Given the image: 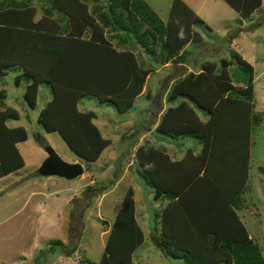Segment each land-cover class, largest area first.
Segmentation results:
<instances>
[{"label":"trees","instance_id":"trees-1","mask_svg":"<svg viewBox=\"0 0 264 264\" xmlns=\"http://www.w3.org/2000/svg\"><path fill=\"white\" fill-rule=\"evenodd\" d=\"M36 1L43 14L37 22L34 16L39 8L32 6L33 0L0 2V83L7 68L18 69L21 74L14 77V84L26 82L23 100L34 108L39 86L48 82L61 98L47 104L38 123L46 132H58L77 157L94 162L109 141L93 124V113L78 111L79 98L90 94L102 103H114L118 113L127 112L146 76L153 72L149 62L136 59L130 48L138 45L145 58L161 62V66L168 61L186 64V45L202 42L192 27L203 21L181 0H173L168 22H162L144 0ZM224 1L241 18L262 5V0ZM53 11L58 14L56 23L45 19ZM112 40L128 47L127 51L115 50ZM154 48H161L159 54ZM231 53V60L221 59L219 67L202 61L199 73L176 79L155 128L169 139L192 140L201 147L199 153L186 152L173 162L164 146L146 139L134 154L140 179L155 186L154 199L164 201L155 213V220L161 223L162 248L169 258L184 264H264L260 246L237 214L245 207L244 195L251 189V134L263 117L253 111L252 67ZM233 60L245 74L243 89L233 84V76L226 71ZM5 99V90H0V177L24 166L17 144L27 138L22 127L6 126V120L18 113L4 108ZM197 109L206 111L205 121ZM160 159L166 161L161 167ZM168 168L176 176L159 182L157 171L163 174ZM258 170L264 173V168ZM134 211L129 191L122 198L98 264H134L133 253L144 240Z\"/></svg>","mask_w":264,"mask_h":264},{"label":"rangeland","instance_id":"rangeland-1","mask_svg":"<svg viewBox=\"0 0 264 264\" xmlns=\"http://www.w3.org/2000/svg\"><path fill=\"white\" fill-rule=\"evenodd\" d=\"M144 1L162 22H168L173 0ZM181 1L190 8H199L198 16L212 29L211 32L208 27H192L203 42H193L185 48L188 52L185 60L191 62L187 68L198 71L200 62L207 60L219 67L221 59L230 61L231 52H235L253 70V111L262 113L263 121L251 134L248 169L251 189L244 195L245 207L237 214L264 257V173L258 170L264 168V0L247 18H240L224 0ZM33 4L40 12L39 2L33 1ZM135 47L130 49L136 55H145L140 53L142 48ZM154 49L159 54L161 48ZM144 60L155 72L151 73L146 90L127 112L118 113L114 103H102L90 94L79 98L78 111L93 113V124L104 140L109 139L108 146L91 163L77 157L58 132H46L37 121L52 99L61 98L54 93V88L43 82L38 88L36 105L30 108L23 100L26 82L19 80V86L14 84V77L21 72L7 68L0 84V90L6 93L4 108L10 107L18 114L14 119H7L5 124L8 128L22 127L27 138L17 144L24 166L0 177V264H98L122 198L129 191L134 202L135 221L144 233L142 244L133 253V263L184 264L182 260H172L163 248H159L164 244L161 223L155 220V213L164 201L154 199L155 186L146 184L135 171L133 152L141 142L139 138L145 132L144 127L151 121V114H147L149 107L154 104V109L160 108L161 98H164L161 81L167 80L170 71L163 70L161 62L147 57ZM226 71L233 76V84L243 89L245 74L236 60ZM196 111L200 117L206 114L200 109ZM150 135L176 156L194 147L190 139L173 140L155 131ZM47 146L66 163L75 164L77 160L84 169L82 176L66 180L38 174V168L47 158ZM53 241L62 244L53 245Z\"/></svg>","mask_w":264,"mask_h":264},{"label":"crops","instance_id":"crops-1","mask_svg":"<svg viewBox=\"0 0 264 264\" xmlns=\"http://www.w3.org/2000/svg\"><path fill=\"white\" fill-rule=\"evenodd\" d=\"M33 1H36V0H33ZM189 1V0H188ZM184 2V1H183ZM185 3V2H184ZM186 4V3H185ZM193 4V3H192ZM187 5V4H186ZM194 5V4H193ZM32 6H34V7H36V5H34V4H32ZM188 6V5H187ZM262 6V5H261ZM260 6V7H261ZM189 7V6H188ZM190 8V7H189ZM197 16H198V13H199V8H197V7H194L193 8V6H192V8H190ZM39 11V10H38ZM36 12V14H35V16H34V21L35 22H37L38 20H40L41 19V17H42V12L40 11V12ZM254 13V12H253ZM252 13V14H253ZM251 14V15H252ZM250 15V16H251ZM199 17V16H198ZM200 18V17H199ZM241 18V17H240ZM45 19L46 20H53L54 21V23H56V20H58V14H57V11H53V15L51 16V15H49L48 13H46V16H45ZM202 20V19H201ZM203 21V20H202ZM78 22V21H77ZM58 23H59V25L60 26H62L61 25V23L58 21ZM78 24H80V23H78ZM47 26H49L48 25V23H47ZM201 27H203V28H206V29H210L211 30V32H212V29L208 26V25H206V23L203 21V24L202 25H200ZM46 27V25L44 24V28ZM208 27V28H207ZM260 27V26H259ZM257 28V26H255V29ZM234 41V40H233ZM232 41V42H233ZM112 42H113V44L115 45V46H113V48L115 49V50H117L118 52H126L127 50V48L128 47H126V46H117V44H116V40H112ZM203 42V41H202ZM190 45V43L189 44H187L186 45V47L185 48H187L188 46ZM126 48V49H125ZM122 49V50H121ZM132 49V48H131ZM133 52V54L135 55V57H136V59H138L139 60V58L140 57H142L143 59H145V55H142V54H139L138 55V53H137V55L134 53V50H130L129 52ZM140 53H143L144 54V52L143 51H140ZM190 63L191 62H187L186 64H181V63H175V62H173V61H168L167 63H165L163 66H161V68L164 70V69H168V78H167V80H165L166 81V84L165 83H162V82H165V81H161V86H160V89H162V93H163V95H164V98H161V104H160V108L159 109H154L153 107H154V104H152V106H150L149 107V110H148V112H147V114H151V121L150 122H148L147 123V125L144 127V129H143V131H145L143 134H142V136L139 138L140 139V141L141 142H139V144L136 146V148L140 145V144H142L143 142H144V140H152V141H156L155 139H152L151 137H152V135H150L153 131H155V128H156V126L158 125V123H159V121H160V117H161V115L163 114V112L165 111V109H166V107L168 106V103H167V101H166V98H167V95H168V92H169V90H170V88H171V86H172V84L176 81V79H178L179 77H181V76H183V75H185V74H188V73H190V72H192V73H195V74H197V73H199L200 71H201V69L200 70H196V71H193L192 69H190L189 67L187 68V66L188 65H190ZM200 64H202V61L200 62ZM153 72H155V71H153ZM152 73V72H151ZM151 73H149L147 76H146V79H145V81H144V84H143V87H142V90H141V92H140V94L138 95V96H136V98L134 99V100H136L139 96H141L142 95V93L146 90L145 89V86L147 85V83H148V80H149V78H150V75H151ZM172 74H174V76H171ZM171 76V77H170ZM164 77H166V76H164ZM163 77V78H164ZM162 78V79H163ZM1 84V83H0ZM164 85H166L165 87H162V86H164ZM134 102V101H133ZM197 114H198V112H197ZM201 119L202 120H204L205 118L204 117H201ZM157 133V132H156ZM101 134V133H100ZM102 136V135H101ZM103 137V136H102ZM167 138V137H166ZM109 140V139H108ZM157 142V141H156ZM251 142V141H250ZM161 145V144H160ZM136 148H135V150H136ZM200 146H194L193 148H187L184 152H181V153H179L180 154V156H176V155H173L172 154V152H169V150L167 151L166 150V153H167V156L170 158V160L171 161H173V162H178V161H180V159L184 156V154L187 152V153H189L190 155L191 154H193V155H197L198 153H199V151H200ZM135 150H134V152H133V155L135 154ZM131 152H132V150H131ZM210 159H211V155H210V157H209ZM77 162V160H75L73 163H76ZM95 162V161H94ZM166 161L164 160V161H162L161 159L159 160V162H158V166L159 167H161V166H163V164L165 163ZM189 164V163H188ZM165 165H167V166H170L168 163H166ZM164 172H165V174H164ZM177 174V173H176ZM173 176H176L175 175V173H174V171H173V169H170L169 170V168H168V170H164L163 169V174L160 172V171H157V180L160 182V181H165V180H171V179H173ZM159 248H162V247H159Z\"/></svg>","mask_w":264,"mask_h":264},{"label":"water","instance_id":"water-1","mask_svg":"<svg viewBox=\"0 0 264 264\" xmlns=\"http://www.w3.org/2000/svg\"><path fill=\"white\" fill-rule=\"evenodd\" d=\"M45 152L47 158L37 170L38 174L41 176H55L71 180L84 173V169L80 163L70 164L64 162L58 154L48 146L45 148Z\"/></svg>","mask_w":264,"mask_h":264},{"label":"clouds","instance_id":"clouds-1","mask_svg":"<svg viewBox=\"0 0 264 264\" xmlns=\"http://www.w3.org/2000/svg\"><path fill=\"white\" fill-rule=\"evenodd\" d=\"M82 176V175H81Z\"/></svg>","mask_w":264,"mask_h":264}]
</instances>
